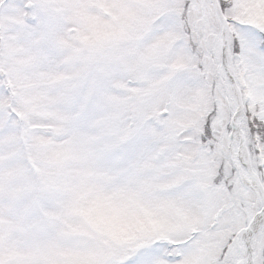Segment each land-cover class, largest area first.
<instances>
[{
    "label": "snow or ice",
    "instance_id": "6c2138e0",
    "mask_svg": "<svg viewBox=\"0 0 264 264\" xmlns=\"http://www.w3.org/2000/svg\"><path fill=\"white\" fill-rule=\"evenodd\" d=\"M0 264H264V0H0Z\"/></svg>",
    "mask_w": 264,
    "mask_h": 264
}]
</instances>
